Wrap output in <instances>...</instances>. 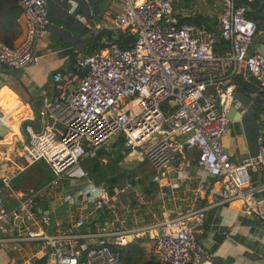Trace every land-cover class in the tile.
Instances as JSON below:
<instances>
[{"label":"built area","instance_id":"1","mask_svg":"<svg viewBox=\"0 0 264 264\" xmlns=\"http://www.w3.org/2000/svg\"><path fill=\"white\" fill-rule=\"evenodd\" d=\"M17 3L22 36L13 45L0 42V64L8 68L38 63L33 45L49 22L47 0ZM174 3L121 0L112 16L95 24L104 33V45L74 54L69 68L52 72L54 92L43 98L39 113L53 123L38 129L24 123L19 148L23 165L42 160L51 176L7 208L2 190L10 177L0 174V241H36L45 250V264H126L119 247L138 238L149 242L160 264H208L209 253L194 231L203 224L208 205L235 198L244 213L257 216L264 232V200L255 194L264 185L248 187L250 169L264 166V145L233 162L221 144L229 109L245 110L234 94L233 76L244 72L264 87V4L253 19L244 14L245 3L212 0L210 7H218L215 31L204 22L180 20ZM123 31L133 36L126 47L111 41ZM118 138L125 159L145 160L154 182L172 170L185 178L175 164L191 148L203 176L182 194L173 180L162 183L157 211L141 212L146 194L129 180L97 183L89 175L85 185L61 195L64 214H54L63 212L59 203L41 208L43 193L58 185L69 168L99 151L106 153ZM144 142L147 147L137 150ZM208 177L218 187L213 202L199 204L202 194L212 190ZM126 192L132 204L120 202ZM90 217L96 228L85 232L82 226ZM78 238H87L89 245L76 244L72 250Z\"/></svg>","mask_w":264,"mask_h":264},{"label":"crops","instance_id":"2","mask_svg":"<svg viewBox=\"0 0 264 264\" xmlns=\"http://www.w3.org/2000/svg\"><path fill=\"white\" fill-rule=\"evenodd\" d=\"M120 2L121 0H47L49 22L33 45L38 63L11 69L0 64V174L7 173L10 177L8 186L2 190V200L7 208L16 204L18 195L29 194L40 187L24 193L27 181L23 175L18 177L22 171L16 172L21 162L19 148L24 136L23 124L28 122L34 129H38L53 123L47 114L39 113L43 98L54 92L52 72L69 68L74 54L93 49V34L98 31L95 24L112 16L119 9ZM211 2L212 0H175L174 7L179 16L203 15L209 19H217L218 7L211 8ZM100 7L102 9L99 12ZM15 9L18 10L14 18L17 35L9 45L20 40L24 29L23 18L16 0H0V42L10 39L14 29L12 20ZM239 74L241 81L252 89L234 84V94L245 106V110L239 113L231 107L226 132L221 136V144L233 162L245 154H253L259 145H264V87L258 88L252 76L241 71ZM109 151L110 149L106 153ZM119 152L122 157L117 161V169L108 170L107 175L115 177L117 184L129 180L137 189L145 192L146 200L140 206L141 212L158 210L160 199L157 188L168 179L177 183L176 191L182 194L203 176L196 161L195 148L184 150L175 164L177 170L184 172L185 178L175 177L172 170L167 176L161 175L158 183L152 181L149 172L144 169H141L144 174L141 173L140 176L136 172L140 169H126L121 146ZM98 159L99 164L103 165L107 160L105 152ZM82 162L69 168L58 185L43 193L39 202L42 209H52L58 203L61 206L62 194L85 185L90 178ZM138 165L139 163L135 166ZM45 167L49 171L46 164ZM82 171L87 172L86 176ZM129 174L131 178H128ZM207 179L213 191H205L199 198L198 203L203 205L213 202L214 191L218 187L214 178ZM102 181L105 180L99 182ZM262 184L264 185V166L252 167L248 187L255 189ZM255 194L264 200V187L256 190ZM120 202L132 204L131 193L122 194ZM64 205L66 209L67 205ZM64 213L65 210L54 212L56 216ZM95 222L92 217L86 219L82 230H94ZM194 235L209 253L208 264H264L263 229L256 215L243 212L238 198L208 205L204 222L194 231ZM140 241L145 251L149 252V242ZM81 243L89 245L87 238H78L75 244H71V249L75 250L76 244ZM44 253L45 250L33 240L0 241V264H45Z\"/></svg>","mask_w":264,"mask_h":264},{"label":"trees","instance_id":"3","mask_svg":"<svg viewBox=\"0 0 264 264\" xmlns=\"http://www.w3.org/2000/svg\"><path fill=\"white\" fill-rule=\"evenodd\" d=\"M17 1V0H16ZM239 3H245L244 0H236ZM246 9L244 11V14L247 17L257 19L260 13V9L263 5V0H254L252 2H246ZM13 15V32L11 33L10 39L4 40L5 43L9 44L11 43V39H13L17 35V30L15 28V16L18 13V10H14ZM180 20L187 21V22H204L209 28L214 29L217 31L218 29V23L217 19H209L203 15H191V16H180ZM104 33L101 30H98L95 34H93V49L89 52H92L94 50H97L101 48L104 43L100 41V37ZM133 36L128 33L127 31L119 32L117 35H115L113 38H111V41L115 43L116 45L120 47H126L131 42ZM86 52V53H89ZM232 81L236 85H241L243 87H247V89H252L251 86L245 85L244 82L241 81V76L239 73L235 74L233 76ZM167 110V103L164 104L163 111ZM121 146V139L118 138L114 140L111 144L110 151L108 153H105L107 160L103 165L99 164L98 156L102 153L99 151L97 154L98 156L93 157H86L83 158L81 161H86V164H83V166L87 169L88 175L94 179V181L99 182L100 180H105L109 184L111 183H117V179L115 177H112L111 174L107 175L108 170H116L117 167V161L120 160L122 157V154L119 152V148ZM104 154V153H103ZM147 162L145 160H142L138 166L135 167V169H143L147 167ZM49 171H47V180L50 177ZM128 178H131V174L128 175ZM45 180V181H47ZM120 249V258L126 263V264H160L157 262L153 254L149 251H145L143 245L141 244L140 239L135 238L128 243L121 245L119 247Z\"/></svg>","mask_w":264,"mask_h":264},{"label":"rangeland","instance_id":"4","mask_svg":"<svg viewBox=\"0 0 264 264\" xmlns=\"http://www.w3.org/2000/svg\"><path fill=\"white\" fill-rule=\"evenodd\" d=\"M99 9H100L99 10V12H100L102 8L100 7ZM99 12H98V15H99ZM95 33H96V31H94V34ZM99 40L102 41V36L100 37ZM145 147H147V143L146 142L142 143V145L138 146L136 149L140 150V151H143V149ZM140 162H138V161H136L134 159H124V161H123V163L125 164L126 169H129L130 167H132L133 170L136 167L135 165L140 163ZM82 164H86V161H83ZM20 166H22V168L19 170V172H21V171L22 172L18 175V177L23 175L25 177L26 181H27L26 185L24 186L26 188L24 190V193L31 191L33 188H35L37 186H41L45 182V180H47V170H46L45 164H44V162L42 160H37V161H35V162H33L32 164H29V165H23V163L20 162ZM146 168L147 167H145L143 169L146 170ZM16 172H18V171H16ZM136 172L139 173V175L141 173L144 174V172H142L141 169H140L139 172L138 171H136ZM58 207H59V209L64 210L65 205L62 203L61 206H58ZM144 242L145 241H142V243H144Z\"/></svg>","mask_w":264,"mask_h":264},{"label":"water","instance_id":"5","mask_svg":"<svg viewBox=\"0 0 264 264\" xmlns=\"http://www.w3.org/2000/svg\"><path fill=\"white\" fill-rule=\"evenodd\" d=\"M9 69H11V68H9ZM229 110L231 111V108Z\"/></svg>","mask_w":264,"mask_h":264}]
</instances>
